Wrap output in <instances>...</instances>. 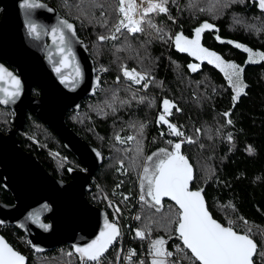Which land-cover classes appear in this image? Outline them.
<instances>
[{
	"label": "trees",
	"instance_id": "trees-1",
	"mask_svg": "<svg viewBox=\"0 0 264 264\" xmlns=\"http://www.w3.org/2000/svg\"><path fill=\"white\" fill-rule=\"evenodd\" d=\"M41 1L54 6L75 25L99 75L96 96L85 100L79 112H70L67 117L71 129L105 157L93 178V193L86 196L88 201L99 208L94 199L97 194H111L117 186L123 193L137 192L140 168L131 162L136 156L137 141L143 148V156L137 161L141 165L144 157L152 152L161 148L172 150L163 125L155 120L163 100L167 99L176 105L171 108L173 121L195 141L183 143L181 149L194 169L192 189L202 190L208 209L217 221L227 225L232 220L239 232L245 230L244 220L252 226L251 238L257 244L254 264H264V258L259 255L264 251V60L249 62V53L235 46L239 43L254 52H264V13L251 5L250 0H219L212 12L198 10L208 8L210 0H197L198 8L189 7L190 0H169L168 14H151L153 24L162 33L145 25L144 32L124 31L118 34L117 40L99 41L98 36L108 34L118 19L116 0H100L104 8L92 9L94 18L90 15L87 19L75 8L78 0ZM105 20L107 28L103 26ZM205 21L215 25L216 30H205L201 45L224 61L243 68L241 80L246 87L238 97L219 68L175 46L176 34L182 32L194 38L195 29ZM121 65L147 73L150 81L147 90L142 91L125 79ZM190 65L197 66L196 70ZM141 125L142 136L139 135ZM24 135L18 136L23 150L36 156L51 176L65 182L67 173L54 166L53 159L57 157L51 151H56L59 158L69 154L55 133L30 116ZM117 135H133L137 140L120 146L116 143ZM120 161L124 162L123 168ZM0 201L6 205L13 203L12 197L3 190ZM164 205L159 213L143 203L140 205L141 219L136 228H143L149 216L154 221L150 236L140 240L142 251H147L151 240L163 237L168 251L174 253L169 259L180 260L183 253H177L176 248H182V244L176 237L175 225H172L171 238L165 230L164 216L167 206L172 204L164 202ZM0 235L15 251L27 257V264H80L67 245L36 254L31 251L26 236L15 228H0ZM143 261L150 264L151 256ZM182 264L188 262L182 261Z\"/></svg>",
	"mask_w": 264,
	"mask_h": 264
},
{
	"label": "water",
	"instance_id": "water-1",
	"mask_svg": "<svg viewBox=\"0 0 264 264\" xmlns=\"http://www.w3.org/2000/svg\"><path fill=\"white\" fill-rule=\"evenodd\" d=\"M26 2L43 7L28 8ZM250 3L264 13L258 0H250ZM65 19L68 20L54 6L41 0H0V57L4 62L0 65L21 82L20 95L13 102L0 103L13 112V129L6 134L0 131V189L13 200L12 205L0 201V227L15 228L23 233L36 254L67 245L82 264L75 248L95 239L105 220L111 223L108 214L86 197L92 191L90 179L102 166L104 155L73 131L66 120L70 112H79L85 100L96 96L100 81L87 46L77 33L72 50L82 77L69 86L61 83L60 75L48 58L54 48L51 36L42 34L35 39L28 31L30 21L51 29ZM53 59L58 61L60 57ZM0 86L9 87L7 82H0ZM34 88L38 90L37 97L32 96ZM28 113L55 133L86 172L69 170L70 180L60 181L49 174L36 156L23 150L16 134L23 131ZM193 182L194 169L190 190L196 191L192 189ZM204 200L206 202L205 197ZM164 202L174 205L169 198H164ZM176 237L179 240L177 234ZM24 257L27 264L28 259Z\"/></svg>",
	"mask_w": 264,
	"mask_h": 264
},
{
	"label": "snow or ice",
	"instance_id": "snow-or-ice-1",
	"mask_svg": "<svg viewBox=\"0 0 264 264\" xmlns=\"http://www.w3.org/2000/svg\"><path fill=\"white\" fill-rule=\"evenodd\" d=\"M168 2L169 0H141L140 3H137V0H118L115 8L118 19L109 28L108 34L98 36V40H117L118 34H123L125 30L130 34L141 33L145 31V25L154 29L158 34L162 33L163 30L153 24L151 14H168ZM218 2L219 0H210L208 8H198L197 0H190L189 7L198 8L201 12H212ZM258 5L264 11V0H258ZM37 6L43 7V5L35 3L26 2L25 4V7L28 8ZM65 6H69L67 2ZM225 6L227 5L225 4ZM75 8L80 16L87 19L90 15L94 18L92 9H103L104 5L100 3V0H78ZM49 10L51 11V9ZM102 15H104L103 11ZM80 16H77V19H80ZM169 18L171 19V16ZM103 26L108 27L106 20ZM205 30H216L215 25L207 21L203 22L195 29V37L191 39L184 36L182 32L176 34L174 37L175 46L179 51L188 52L201 61L207 60L208 63L219 68L229 84L235 89L238 97L243 88L246 87L241 80L243 68L234 62L224 61L217 53L204 48L201 45V36ZM28 31L35 39H39L42 34L51 36L54 48L48 58L53 63L55 72L60 75L61 83L69 86L74 85L82 77L80 65L75 60V53L72 50L73 39L76 36L75 25L65 19L48 29L41 28V26L30 21ZM160 38L163 39V36L161 35ZM228 43L233 42L228 41ZM235 46L249 53V62H255L257 57L264 60V52H254L239 43H236ZM54 56H59L60 59L57 61L53 59ZM190 67L196 70L197 66L190 65ZM121 68L123 75L133 83L140 84L145 81L144 87L148 86L150 81L147 73L139 72L135 68L128 69L125 65H121ZM103 70L106 71L107 69ZM117 79L119 80V77ZM0 82H7L9 85L7 88L0 86V94H2L0 95V103L13 102L21 92L20 80L0 65ZM133 98L135 99V95ZM140 99L143 102V97ZM175 107L176 105L172 101L164 99L163 112L158 119L160 123L168 125L171 134L176 137H184V140L175 143L171 140L167 141L172 150L161 148L158 152L144 157L142 165L137 163L143 156L142 143L137 141L136 156L131 161L134 166L141 168L139 200L143 205L155 209V212L159 213L165 208L164 198H169L176 206L175 209L172 205L167 206L168 212L164 216L167 221L165 230L171 238L172 225H175V233L183 245V248L177 246L176 252L183 253V256L180 260H170L169 258L173 257L174 253L168 251L167 240L160 237L150 241V264H182V261H187L188 264H254L253 257L257 255V244L251 238L252 226L244 220L245 230L239 232L233 227L235 222L232 220H228L227 225L218 222L210 213L202 190H190L193 167L188 158L182 154L181 149L185 140L188 143H195V141L191 137H185V133L178 126L166 119L167 115H171V108ZM225 115L227 116L228 113ZM228 122L231 123L230 120ZM142 134L143 125L140 126L139 130V135L142 136ZM116 140L124 144L128 141H136L137 137L129 136L125 139L117 135ZM125 151H130V149ZM120 164L123 168L124 162L120 161ZM116 211L119 212L118 207ZM136 219L140 220L141 216L138 215ZM147 219L149 222L143 228L136 230V236L140 239H146L151 234V224L154 221L151 216ZM240 219L243 220L242 217ZM118 236H120L118 225L105 220L99 235L85 246L76 247L75 252L79 254L82 264H101V258ZM135 255V250H130L127 259L131 261ZM259 255L264 258V251L260 252ZM0 264H26V258L15 251L3 237H0ZM139 264H144V261H140Z\"/></svg>",
	"mask_w": 264,
	"mask_h": 264
},
{
	"label": "built area",
	"instance_id": "built-area-1",
	"mask_svg": "<svg viewBox=\"0 0 264 264\" xmlns=\"http://www.w3.org/2000/svg\"><path fill=\"white\" fill-rule=\"evenodd\" d=\"M136 70L139 71L138 69ZM96 75L99 78V75L97 73ZM116 81H118V79H116ZM144 84L145 81H143V85ZM148 86H142V91H146ZM162 112L163 102L156 114L155 120L158 124L163 125V132L167 136V138L169 139L171 137L173 143L184 140V137H176L175 135L171 134L167 124L159 122L158 118ZM166 119H168L170 123L178 126L179 129L184 132L182 130V126L176 124L173 121L172 111L171 115L166 116ZM119 136L125 139L129 137L123 135ZM185 137H188L186 133ZM185 142L187 141L185 140ZM131 143L132 141H128L124 144H121L117 141V144L120 146H127ZM90 184L92 185L93 181H90ZM93 189L94 188L92 185V191L88 194H92ZM88 194H86V196ZM139 196L140 195L138 191L135 194L130 195L127 193H123L120 189V186H117L116 188H114L111 194L98 193L96 198H94L95 200H97L96 202L97 204H99V208L101 210H104L108 214L110 222L116 223L120 229V236L117 237L116 241L112 245V248L101 258V264H139V262L143 261L145 257L150 258L149 247L147 248V251H142L143 246L140 242L141 239L136 236L137 228L135 224L139 221L136 219V217L138 215L140 216V205L142 204V202L139 200ZM125 197H127V199H125ZM117 207L119 208V212L116 211ZM130 250H135L136 253V255L132 257L131 261L127 259Z\"/></svg>",
	"mask_w": 264,
	"mask_h": 264
},
{
	"label": "flooded vegetation",
	"instance_id": "flooded-vegetation-1",
	"mask_svg": "<svg viewBox=\"0 0 264 264\" xmlns=\"http://www.w3.org/2000/svg\"><path fill=\"white\" fill-rule=\"evenodd\" d=\"M1 63H4L3 61H2V59H1V61H0ZM32 96H34V97H37L38 96V90L36 89V88H34V89H32ZM0 108L1 109H4V110H8L10 113H11V118L9 119V128L8 129H3L2 127H0V131L2 132V133H4V134H6L7 132H9V131H11L12 129H13V126H12V124H11V119L13 118V112H12V110H10V109H8V108H3V107H1L0 106ZM33 117V118H35L34 116H32L31 114H27V119H26V122H25V125H24V129H23V131H18L17 132V134H16V137L18 138V136H24V130H25V126H26V123L28 122V119H29V117ZM36 119V118H35ZM37 120V119H36ZM39 123H41L39 120H37ZM67 121V120H66ZM42 124V123H41ZM43 125V124H42ZM44 126V125H43ZM69 126V125H68ZM45 127V126H44ZM46 128V127H45ZM71 128V127H70ZM48 129V128H47ZM50 130V129H49ZM52 131V130H51ZM53 132V131H52ZM54 133V132H53ZM56 136V135H55ZM57 137V136H56ZM19 140V139H18ZM20 141V140H19ZM61 142V141H60ZM20 144H21V142H20ZM61 144H62V142H61ZM90 145V144H89ZM62 146H63V144H62ZM91 146V145H90ZM63 148H64V146H63ZM94 148V147H93ZM65 149V148H64ZM94 149H96V148H94ZM98 150V149H97ZM65 151L69 154V156L68 155H66V156H63L62 157V162L64 163L63 164V166H62V168L61 169H64L65 171H66V173H67V180L65 181V182H68L69 180H70V173H69V170H75V171H80V172H86V169H85V167L82 165V164H80L79 162H78V160L71 154V153H69L66 149H65ZM101 152V151H100ZM102 153V152H101ZM104 159H105V157H104ZM100 169V168H99ZM98 169V170H99ZM97 170V171H98ZM97 171L94 173V176H95V174L97 173ZM94 176L90 179V181H93V178H94ZM93 184H94V181H93ZM92 184V185H93ZM91 185V186H92ZM1 190H3V189H0V192H1ZM13 204V203H12ZM11 204V205H12ZM0 228H3V229H5V228H7V227H0Z\"/></svg>",
	"mask_w": 264,
	"mask_h": 264
},
{
	"label": "rangeland",
	"instance_id": "rangeland-1",
	"mask_svg": "<svg viewBox=\"0 0 264 264\" xmlns=\"http://www.w3.org/2000/svg\"><path fill=\"white\" fill-rule=\"evenodd\" d=\"M117 2H118V0H116ZM126 31V30H125ZM127 32V31H126ZM111 41V40H110ZM256 59H259L258 57L256 58ZM95 67H96V64H95ZM124 78L125 79H128V78H126L125 76H124ZM129 80V79H128ZM131 82V84L133 85V86H138V87H140V90H142V86H144L143 85V81L140 83V84H135V83H133L132 81H130ZM135 88H137V87H135ZM139 89V88H138ZM11 118V113L8 111V110H4V109H1L0 108V127H2L3 129H8L9 128V119ZM25 137H26V135H24ZM133 136V135H132ZM189 137V136H188ZM168 140H171L172 141V139H171V137L168 139ZM116 143H117V141H116ZM152 153H154V152H152ZM151 153V154H152ZM50 154V153H49ZM51 154H52V156L55 158V157H57V158H55V159H53V164H54V166L57 168H62V166H63V162H62V157L61 158H59V156H58V153L56 152V151H51ZM50 154V155H51ZM183 154V153H182ZM184 155V154H183ZM52 158V157H51ZM143 163H144V161H143ZM142 163V164H143ZM140 172H141V168H140V171H139V173H138V182H137V187H136V190L139 192V195H140V187H139V174H140Z\"/></svg>",
	"mask_w": 264,
	"mask_h": 264
},
{
	"label": "bare ground",
	"instance_id": "bare-ground-1",
	"mask_svg": "<svg viewBox=\"0 0 264 264\" xmlns=\"http://www.w3.org/2000/svg\"><path fill=\"white\" fill-rule=\"evenodd\" d=\"M141 2V0H137V3H140Z\"/></svg>",
	"mask_w": 264,
	"mask_h": 264
}]
</instances>
